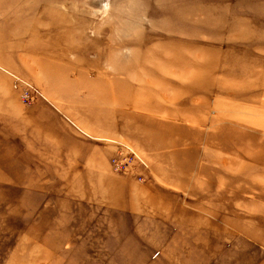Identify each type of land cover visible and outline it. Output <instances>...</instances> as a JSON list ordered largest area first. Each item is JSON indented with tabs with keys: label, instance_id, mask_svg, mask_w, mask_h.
Returning a JSON list of instances; mask_svg holds the SVG:
<instances>
[{
	"label": "rangeland",
	"instance_id": "rangeland-1",
	"mask_svg": "<svg viewBox=\"0 0 264 264\" xmlns=\"http://www.w3.org/2000/svg\"><path fill=\"white\" fill-rule=\"evenodd\" d=\"M37 1L0 0V264H264V0Z\"/></svg>",
	"mask_w": 264,
	"mask_h": 264
},
{
	"label": "built area",
	"instance_id": "built-area-1",
	"mask_svg": "<svg viewBox=\"0 0 264 264\" xmlns=\"http://www.w3.org/2000/svg\"><path fill=\"white\" fill-rule=\"evenodd\" d=\"M111 166L114 173L126 174L133 169L135 164L146 168L145 162L141 159L139 152H137L131 145L126 143H119L117 145L116 153L112 156ZM142 181V177H138Z\"/></svg>",
	"mask_w": 264,
	"mask_h": 264
},
{
	"label": "bare ground",
	"instance_id": "bare-ground-1",
	"mask_svg": "<svg viewBox=\"0 0 264 264\" xmlns=\"http://www.w3.org/2000/svg\"><path fill=\"white\" fill-rule=\"evenodd\" d=\"M39 2H41L42 0H38ZM38 1L36 2V3H38ZM50 2V6L51 7H49V9H50V12L53 10V11H56V12H59L58 10H57V7H56V3L57 2H59V0H51V1H49ZM42 6V5H41ZM53 6V7H52ZM26 8H27V5L25 6ZM25 8V9H26ZM49 9H48V13H49ZM29 10V9H28ZM23 11V10H22ZM30 11V10H29ZM43 11H45V10H41V12H43ZM52 11V12H53ZM26 12V11H25ZM36 12H37V9H36ZM41 12H40V14H41ZM36 14H38V13H36ZM58 14V13H57Z\"/></svg>",
	"mask_w": 264,
	"mask_h": 264
}]
</instances>
